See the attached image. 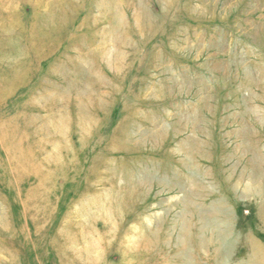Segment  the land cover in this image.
<instances>
[{
	"label": "rangeland",
	"instance_id": "obj_1",
	"mask_svg": "<svg viewBox=\"0 0 264 264\" xmlns=\"http://www.w3.org/2000/svg\"><path fill=\"white\" fill-rule=\"evenodd\" d=\"M247 236L264 0H0V264H235Z\"/></svg>",
	"mask_w": 264,
	"mask_h": 264
},
{
	"label": "bare ground",
	"instance_id": "obj_2",
	"mask_svg": "<svg viewBox=\"0 0 264 264\" xmlns=\"http://www.w3.org/2000/svg\"><path fill=\"white\" fill-rule=\"evenodd\" d=\"M250 237H248V236L246 237V242H248L247 245L249 247V253H248L246 259H244V260L239 259V261H237L235 264H264V249H263V247L261 245H259L258 243H255ZM144 242H146V241L144 240ZM139 250H141V249H139ZM143 250H146V249H143ZM150 250H151V248L148 247L146 252L148 253ZM74 254L77 255L75 252H74ZM217 255L218 254L214 255V257H216V259L214 260V257H213L212 258L213 261L211 260L212 261L211 264H225L224 261H219V258H217ZM217 259H218V261H217ZM164 264H166V263H164Z\"/></svg>",
	"mask_w": 264,
	"mask_h": 264
}]
</instances>
